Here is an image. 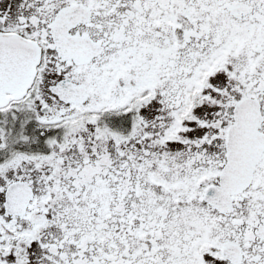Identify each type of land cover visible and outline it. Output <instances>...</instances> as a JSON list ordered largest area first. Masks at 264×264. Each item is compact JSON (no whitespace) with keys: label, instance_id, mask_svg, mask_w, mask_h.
Masks as SVG:
<instances>
[{"label":"snow or ice","instance_id":"6c2138e0","mask_svg":"<svg viewBox=\"0 0 264 264\" xmlns=\"http://www.w3.org/2000/svg\"><path fill=\"white\" fill-rule=\"evenodd\" d=\"M0 264H264V0H0Z\"/></svg>","mask_w":264,"mask_h":264}]
</instances>
